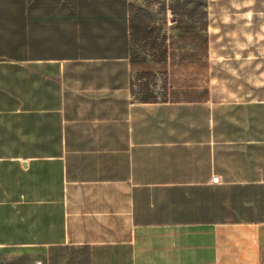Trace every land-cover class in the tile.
<instances>
[{
	"label": "crops",
	"instance_id": "crops-1",
	"mask_svg": "<svg viewBox=\"0 0 264 264\" xmlns=\"http://www.w3.org/2000/svg\"><path fill=\"white\" fill-rule=\"evenodd\" d=\"M0 264H264V0L0 1Z\"/></svg>",
	"mask_w": 264,
	"mask_h": 264
},
{
	"label": "trees",
	"instance_id": "trees-1",
	"mask_svg": "<svg viewBox=\"0 0 264 264\" xmlns=\"http://www.w3.org/2000/svg\"><path fill=\"white\" fill-rule=\"evenodd\" d=\"M3 1V0H0ZM89 13L102 16L118 30L121 39L127 38V0H82ZM148 0H129L131 8H136L140 2Z\"/></svg>",
	"mask_w": 264,
	"mask_h": 264
},
{
	"label": "built area",
	"instance_id": "built-area-1",
	"mask_svg": "<svg viewBox=\"0 0 264 264\" xmlns=\"http://www.w3.org/2000/svg\"><path fill=\"white\" fill-rule=\"evenodd\" d=\"M213 181H214V182H218V181H219V176H215V177L213 178Z\"/></svg>",
	"mask_w": 264,
	"mask_h": 264
}]
</instances>
